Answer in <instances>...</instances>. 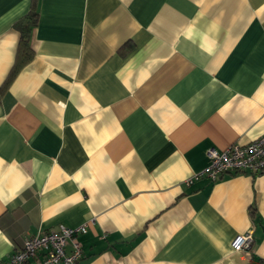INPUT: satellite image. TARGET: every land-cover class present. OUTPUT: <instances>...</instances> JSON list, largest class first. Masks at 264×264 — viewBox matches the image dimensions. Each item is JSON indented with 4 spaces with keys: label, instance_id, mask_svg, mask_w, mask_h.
<instances>
[{
    "label": "crops",
    "instance_id": "1",
    "mask_svg": "<svg viewBox=\"0 0 264 264\" xmlns=\"http://www.w3.org/2000/svg\"><path fill=\"white\" fill-rule=\"evenodd\" d=\"M263 132L264 0H0V264L60 224L79 264H264V172L195 178Z\"/></svg>",
    "mask_w": 264,
    "mask_h": 264
},
{
    "label": "built area",
    "instance_id": "2",
    "mask_svg": "<svg viewBox=\"0 0 264 264\" xmlns=\"http://www.w3.org/2000/svg\"><path fill=\"white\" fill-rule=\"evenodd\" d=\"M207 157V166L195 178L206 176L215 180L224 173L264 172V132L246 144L232 143L223 149L210 147ZM86 230L85 224H60L57 229L39 230L26 237L22 247L11 253L3 264H79L82 247L77 236ZM252 240L251 231L238 232L230 246L235 251L247 249Z\"/></svg>",
    "mask_w": 264,
    "mask_h": 264
},
{
    "label": "trees",
    "instance_id": "3",
    "mask_svg": "<svg viewBox=\"0 0 264 264\" xmlns=\"http://www.w3.org/2000/svg\"><path fill=\"white\" fill-rule=\"evenodd\" d=\"M37 12L35 8H32L28 11V13L23 17L22 20L18 21L17 27L20 32V41L18 44L17 51V61L10 72L7 81H9L13 75L17 72V70L32 57V49L29 44V36L31 32V28L36 22Z\"/></svg>",
    "mask_w": 264,
    "mask_h": 264
}]
</instances>
